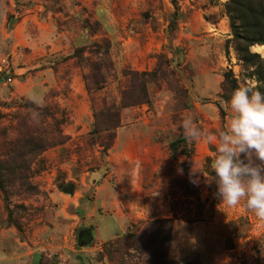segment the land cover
<instances>
[{"label":"rangeland","instance_id":"rangeland-1","mask_svg":"<svg viewBox=\"0 0 264 264\" xmlns=\"http://www.w3.org/2000/svg\"><path fill=\"white\" fill-rule=\"evenodd\" d=\"M228 1L0 0V264H111L105 244L164 219L171 261L264 264V221L214 198L216 145L172 149L188 116L225 129L227 73L261 85ZM263 47L251 52L264 58Z\"/></svg>","mask_w":264,"mask_h":264},{"label":"clouds","instance_id":"clouds-1","mask_svg":"<svg viewBox=\"0 0 264 264\" xmlns=\"http://www.w3.org/2000/svg\"><path fill=\"white\" fill-rule=\"evenodd\" d=\"M228 110L231 115L218 134L202 129L191 116L184 118V138L190 144L216 145L210 164L214 198L229 208L243 202L247 211L264 221V92L257 90L254 78L232 92ZM194 167L189 180L199 186L200 175L206 176Z\"/></svg>","mask_w":264,"mask_h":264},{"label":"trees","instance_id":"trees-1","mask_svg":"<svg viewBox=\"0 0 264 264\" xmlns=\"http://www.w3.org/2000/svg\"><path fill=\"white\" fill-rule=\"evenodd\" d=\"M226 13L231 23L233 33V41L237 44L239 52L246 65L255 67L260 84L257 90L264 92V58L259 54L251 52L254 46H264V0H229L226 5ZM178 14H175V17ZM171 29H175V23L171 25ZM108 54V53H107ZM70 58H81V51H76ZM107 64L94 65L91 64L92 72L103 73L107 71ZM131 76L132 86L139 82L145 84L149 80L148 74ZM88 82V79L85 78ZM105 78H102V83H105ZM136 81V82H135ZM101 82L97 84L100 87ZM238 82L231 78V74L225 75V99L230 100L232 92L238 87ZM99 91L102 88L98 89ZM115 105L103 106V112L114 111ZM113 125L112 123H109ZM109 127L105 126L102 130L110 131ZM97 132H99L97 130ZM185 144L186 139H180L177 143L172 144L173 153L178 151L179 144ZM0 189L6 194L8 187L5 183L3 174V163L0 157ZM60 189L66 194L72 195L75 192L73 184H61ZM173 220H155L141 225L134 232L107 243L104 246V251L111 264H179L171 261L170 251L173 235Z\"/></svg>","mask_w":264,"mask_h":264},{"label":"water","instance_id":"water-1","mask_svg":"<svg viewBox=\"0 0 264 264\" xmlns=\"http://www.w3.org/2000/svg\"><path fill=\"white\" fill-rule=\"evenodd\" d=\"M92 238H93V234H92L91 230H89L85 233H81L80 234L81 246H85V245H88L89 243H91Z\"/></svg>","mask_w":264,"mask_h":264},{"label":"bare ground","instance_id":"bare-ground-1","mask_svg":"<svg viewBox=\"0 0 264 264\" xmlns=\"http://www.w3.org/2000/svg\"><path fill=\"white\" fill-rule=\"evenodd\" d=\"M261 50H264V47H263V48H261Z\"/></svg>","mask_w":264,"mask_h":264}]
</instances>
